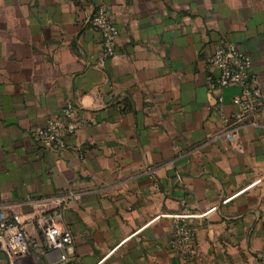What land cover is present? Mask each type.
<instances>
[{
  "label": "crops",
  "instance_id": "1",
  "mask_svg": "<svg viewBox=\"0 0 264 264\" xmlns=\"http://www.w3.org/2000/svg\"><path fill=\"white\" fill-rule=\"evenodd\" d=\"M100 1L0 0V205L25 215L28 198L79 193L62 211L67 264H264V0H105L118 37L103 64ZM214 43L251 57L263 93L236 144L209 88ZM240 91H219L227 118ZM67 103L82 127L41 147L31 130ZM185 211L188 261L169 246V216ZM43 262L42 249L20 259Z\"/></svg>",
  "mask_w": 264,
  "mask_h": 264
},
{
  "label": "built area",
  "instance_id": "2",
  "mask_svg": "<svg viewBox=\"0 0 264 264\" xmlns=\"http://www.w3.org/2000/svg\"><path fill=\"white\" fill-rule=\"evenodd\" d=\"M90 25L101 37L100 62L103 64L116 54L118 31L112 21L110 6L101 0L95 8ZM210 66L218 69L216 78L209 81V88L216 95V109L220 114L221 131L227 142L237 143V134L247 117L254 116L263 106L262 89L257 75L252 71L251 57L232 43L211 45L208 57ZM238 86L241 91L231 98L236 112L227 118L222 114V88ZM74 106L67 103L56 116L48 117L44 123L31 130L35 142L46 149H64L66 139L82 127V122L73 117ZM255 125V121L250 123ZM79 198V193L66 191L41 201L27 199L32 205L30 213L25 215L10 211L0 205V249L5 253L7 264H20V259L30 256L36 249H42L45 259L43 264H67L69 261L66 249L73 243V234L62 226V211L71 202ZM49 202L51 210L44 211L37 206L38 202ZM171 235L169 246L179 258L192 260L195 257V215L185 211L170 215ZM33 228V231L31 230ZM53 251H61L59 258H49Z\"/></svg>",
  "mask_w": 264,
  "mask_h": 264
}]
</instances>
